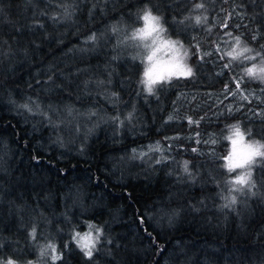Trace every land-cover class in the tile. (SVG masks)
Returning a JSON list of instances; mask_svg holds the SVG:
<instances>
[{"label": "trees", "instance_id": "1", "mask_svg": "<svg viewBox=\"0 0 264 264\" xmlns=\"http://www.w3.org/2000/svg\"><path fill=\"white\" fill-rule=\"evenodd\" d=\"M147 10L192 70L151 92ZM236 37L264 59V0H0V264H264V156L226 166L234 126L264 145Z\"/></svg>", "mask_w": 264, "mask_h": 264}, {"label": "rangeland", "instance_id": "2", "mask_svg": "<svg viewBox=\"0 0 264 264\" xmlns=\"http://www.w3.org/2000/svg\"><path fill=\"white\" fill-rule=\"evenodd\" d=\"M237 3L239 4L240 0H237ZM255 5H258L256 1H255ZM154 27L155 30H153ZM141 29H145V33H140L139 30ZM161 29L162 27L159 25V23H158V27H156L154 22L151 21L146 22L145 20H143L142 26L139 27L136 31L130 33V35L127 36L126 40L125 39L123 40V43L127 42L133 58L138 59L145 64V72L151 70L150 71L151 78L156 81L151 85V87H153L158 82L168 81L173 77L177 78V77L185 76L183 74H180V72L185 68H187L185 64L187 56L185 55V52L183 50L184 48H182L179 43L165 36L163 29L162 31ZM235 42L236 41H233L228 45V48L226 49L227 54L229 52H233L234 49L236 52H239L241 49L244 48V46L241 44L237 46ZM149 56H152L151 61H149L148 59ZM246 56H253L255 57V59H246L245 58ZM239 58H240V60L238 61L239 63L250 64L248 68H252L253 66H256L257 70L254 74L256 79H260L261 81H264V79L261 78V75L264 74L258 72V68L264 65L263 58L260 57L258 58L255 53L252 54L244 53V55L240 56ZM167 69H171L172 74H169L168 71H166ZM145 72H144V83H145V87L148 88L149 77L145 76ZM240 133L242 132L240 131ZM227 140L229 145L228 146L229 152L226 157L227 163H229L228 158H231V162L233 164H236L242 160H247V163H245L243 167H236L234 169L240 170V172H252L257 157L253 156L251 159H248V152L246 146L254 143L247 140L243 133L241 139V137L235 134V129H233L229 133ZM233 140L237 141L235 145H233L232 143ZM89 233L92 237V243L95 244L99 236V232H97L96 230L95 232L91 231ZM83 236H85V234H83L81 237ZM78 240L79 239H77V241ZM81 243H78L80 247H81ZM82 250H84V252L86 251V249H82ZM44 255H46L45 257H48L50 254L46 253ZM4 264H8V262H4ZM12 264H16V263L12 262ZM30 264H43V261L41 260L37 263H30Z\"/></svg>", "mask_w": 264, "mask_h": 264}, {"label": "snow or ice", "instance_id": "3", "mask_svg": "<svg viewBox=\"0 0 264 264\" xmlns=\"http://www.w3.org/2000/svg\"><path fill=\"white\" fill-rule=\"evenodd\" d=\"M196 7L197 8H202L203 5L202 4H197ZM143 19L146 22H150V21L154 22L155 26L158 27L159 18L152 16L150 10L145 11ZM197 22L198 23L200 22V18L199 17H197ZM153 30H155V27L153 28ZM161 31H162V29H161ZM139 32L140 33H145V29H141V30H139ZM93 39H94V37H93ZM235 40H236V45L239 46L240 38L236 37ZM247 52H251V49H249L247 47H244L239 52H236L235 49H234L233 52H229L228 55L231 56L232 59L235 60V59H238L240 56H243L244 53H247ZM245 58L246 59H255V57H253V56H246ZM148 59H149V61H151L152 60V56H149ZM256 70H257V67L253 66L252 68H248L246 70V72H247L248 75H254ZM150 71L151 70H149L148 72H145V76L149 77V83H148V91L149 92L152 91L151 85L156 82L155 80H153L151 78ZM166 71H168L169 74H172V70L171 69H167ZM258 72L261 73V74H264V65H262V66H260L258 68ZM180 74L192 75V70H191V68H185L184 70H182L180 72ZM261 78L264 79V75H261ZM234 127H235V134L237 136L241 137V139H242V133H240L238 126H234ZM232 143H233V145H235L237 143V141L233 140ZM246 148H247V152H248V159H251L253 156H264V151H261V149H264V145H261L258 142L254 143V144H249V145L246 146ZM228 159H229V163L226 166L229 168V171L234 170V168H236V167H243L244 164L247 163V160H242V161H240V162H238L236 164H233L231 162V158H228ZM185 170H187V165L186 164H185ZM235 183L243 184V183H246V181H245V179L243 177H237ZM233 201H234V198H233ZM97 232H99L98 229H97ZM77 236H79V234H77ZM78 243H81L82 249H86L85 254L87 256L91 257V255H92L91 248L94 247V244L92 243V237H91L90 233L89 234H85V236H83V237H80L79 240H78ZM53 251H55L54 248H53ZM53 259H55V257H53ZM8 264H12V262L9 261Z\"/></svg>", "mask_w": 264, "mask_h": 264}]
</instances>
